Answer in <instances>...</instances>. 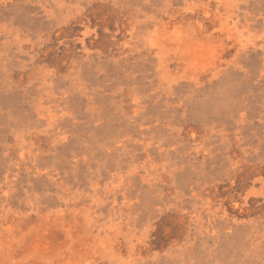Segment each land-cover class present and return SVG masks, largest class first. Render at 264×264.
<instances>
[{
  "label": "rangeland",
  "instance_id": "1",
  "mask_svg": "<svg viewBox=\"0 0 264 264\" xmlns=\"http://www.w3.org/2000/svg\"><path fill=\"white\" fill-rule=\"evenodd\" d=\"M0 264H264V0H0Z\"/></svg>",
  "mask_w": 264,
  "mask_h": 264
}]
</instances>
